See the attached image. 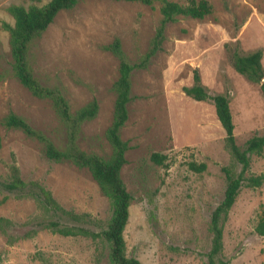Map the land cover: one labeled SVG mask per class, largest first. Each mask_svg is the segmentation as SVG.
Returning a JSON list of instances; mask_svg holds the SVG:
<instances>
[{
  "label": "rangeland",
  "instance_id": "rangeland-1",
  "mask_svg": "<svg viewBox=\"0 0 264 264\" xmlns=\"http://www.w3.org/2000/svg\"><path fill=\"white\" fill-rule=\"evenodd\" d=\"M49 1L0 0V122L12 112L63 148L66 129L51 103L32 96L13 76L9 35L2 28L3 23L14 24L10 6L41 7ZM164 1L186 5L189 0H152L150 6L82 0L59 12L32 44L29 64L42 85L61 87L72 112L92 100L98 104L97 116L81 126V150L103 158L111 155L105 131L113 118L112 86L119 61L103 47L118 38L127 60L139 62L160 25ZM206 1L210 15L202 20L179 17L167 24L161 50L147 68L131 75L133 100L120 131L130 147L121 178L133 197L124 240L127 256L141 264H207L210 216L225 189L221 168L232 159L214 106L182 91L192 84L193 71H199L212 94L228 95L238 147L264 129L260 85L237 73L230 59L235 48L241 55L261 50L264 68V0ZM0 138L1 179L8 177V167L15 162L22 180L40 183L65 210L89 214L99 226L106 225L111 216L108 200L86 169L48 160L42 145L19 130L0 125ZM153 153L166 155L165 165L153 163ZM191 162L205 163L206 170L191 171ZM249 173H264V158L252 156ZM148 211L153 212L155 229ZM36 214L32 200L0 193V218L12 222L7 234L17 238L9 245L0 233V264H110L106 253L97 261L96 244L89 238L40 230L32 239H19L33 227L22 224ZM263 214L264 183L258 189L242 188L223 228L222 255L230 264H264V236L255 233Z\"/></svg>",
  "mask_w": 264,
  "mask_h": 264
},
{
  "label": "trees",
  "instance_id": "trees-1",
  "mask_svg": "<svg viewBox=\"0 0 264 264\" xmlns=\"http://www.w3.org/2000/svg\"><path fill=\"white\" fill-rule=\"evenodd\" d=\"M81 1L50 0L44 6L31 5L27 8L12 5L8 8V12L14 19V24H2V28L9 35L13 76L32 96L51 103L57 118L66 129L65 146L58 148L42 132L35 130L26 120L12 112L1 120L0 125L6 129L19 130L27 137L39 142L48 160L56 163L69 162L79 169H86L98 185L102 195L108 200L111 210L110 219L104 227H101L89 214H78L65 210L54 199L52 193L40 183L22 180L15 162L8 167V177L0 178V193H6L19 200L30 199L35 204L38 214L22 224V227H33L19 239H32L40 230H46L63 237L89 238L96 244L97 261H100L106 253L110 264H141L136 258L127 256L124 240V230L128 222L129 208L133 197L126 190L121 178V169L126 164L125 154L130 147L120 138V131L128 120L127 106L133 100L131 75L135 70L147 68L153 56L161 50L164 28L167 24L175 22L179 17L202 20L212 13V7L206 0H189L186 5L164 1L160 8V25L151 41L150 48L137 63H130L127 60L118 38L103 47L119 61L118 78L112 86L115 95L113 118L105 131V139L110 146L111 155L108 158H103L94 153H87L77 145L82 124L97 116L98 104L96 100H92L79 110L72 112L63 89L57 86L42 85L34 77L29 64V51L32 44L41 37L59 12L71 10ZM112 1L139 2L148 6L152 4V0ZM230 59L237 73L248 81L260 85L264 98V68L261 64V50L241 55L235 48ZM182 91L196 102H210L214 106L216 117L225 133L224 146L232 163L221 168L225 178V189L221 201L210 216L211 243L205 258L207 264H230L229 260L223 258L222 255L224 224L241 189H258L264 183V173L259 175L249 173L252 156L264 158V129L261 135L252 136L245 142L244 147L240 148L235 142L228 95L212 94L208 87L202 83L197 69L193 71L192 84L183 87ZM150 159L157 165H165L167 157L153 153ZM188 168L193 172L202 173L206 170V164L191 162L188 164ZM148 217L152 219L155 229L156 221L152 211H148ZM10 225H12L10 220L0 218V233L7 237L8 244L12 245L17 241V238L14 239L7 234V228ZM93 226L100 228L95 231ZM255 233L258 236H264V214L255 227Z\"/></svg>",
  "mask_w": 264,
  "mask_h": 264
},
{
  "label": "crops",
  "instance_id": "crops-1",
  "mask_svg": "<svg viewBox=\"0 0 264 264\" xmlns=\"http://www.w3.org/2000/svg\"><path fill=\"white\" fill-rule=\"evenodd\" d=\"M256 51V50H255Z\"/></svg>",
  "mask_w": 264,
  "mask_h": 264
}]
</instances>
